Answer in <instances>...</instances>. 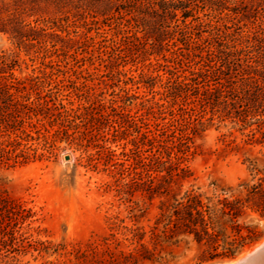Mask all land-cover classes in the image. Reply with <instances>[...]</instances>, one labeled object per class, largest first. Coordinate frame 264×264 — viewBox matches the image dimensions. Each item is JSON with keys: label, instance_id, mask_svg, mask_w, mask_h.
Instances as JSON below:
<instances>
[{"label": "trees", "instance_id": "16d2710c", "mask_svg": "<svg viewBox=\"0 0 264 264\" xmlns=\"http://www.w3.org/2000/svg\"><path fill=\"white\" fill-rule=\"evenodd\" d=\"M256 7L254 0H119L110 17L92 16V29L99 37L108 35L111 45L100 46L89 29L82 36L112 82L99 84L119 88L110 99L86 83L89 73L82 83L70 76L44 82L33 75L17 78L13 66L0 67V167L36 157V149L27 144L31 132L45 143L50 138L53 150L60 143L72 147L84 141L113 153L106 146L109 135L120 142L125 157L122 170L110 158L104 164L114 182L119 176L125 182L115 188V196L127 212L109 217L110 234L104 238L124 245L115 255L126 264H169L183 245L195 247L196 264L234 258L264 235V51L258 49L264 41V15L255 27L244 23L258 12ZM204 11L211 16L206 21L199 15ZM241 22L247 29L242 34L235 31ZM204 27L206 36L201 35ZM124 58L131 59L134 70L141 63L138 79L120 69ZM129 83L152 96L131 93ZM71 95L77 98L75 106L67 99ZM20 108L42 118L15 120L12 115ZM86 119L89 133L77 130L76 122ZM226 121L238 126L246 145L260 148L258 156L245 159L247 178L236 186L209 182L205 188L183 182L191 175L186 162L195 154L196 137L213 122ZM44 124L56 129L49 134ZM134 191L140 200L132 199ZM150 206L155 213L144 224ZM117 229L120 239L113 232Z\"/></svg>", "mask_w": 264, "mask_h": 264}, {"label": "rangeland", "instance_id": "374dc122", "mask_svg": "<svg viewBox=\"0 0 264 264\" xmlns=\"http://www.w3.org/2000/svg\"><path fill=\"white\" fill-rule=\"evenodd\" d=\"M118 3L119 0H0V58L3 57L0 67L7 70V66H13L11 72L17 78L33 75L44 82H48L50 76L52 79L70 76L82 83V76L86 79L89 73L91 75L87 79L90 81L86 83L95 84L98 95L112 98L111 92L118 93L119 88L99 84L104 81L111 85L112 82L105 68L99 65L98 53L92 49L89 41H84L82 35L89 29L88 35L94 37V41H100V46L111 45L108 35L106 38L99 37V33L92 29L95 26L91 20L92 16L98 20L110 17ZM254 4L258 12H252L254 16L249 21L244 20L248 28L259 24V16L264 15V0H254ZM199 15L204 21L211 18L207 11ZM240 24L243 23H239L235 31H242V34L247 29ZM202 31L201 35L206 36L208 27L202 28ZM258 49L264 51V41ZM90 52L93 56L88 59ZM149 58L154 62L153 57ZM121 65L123 67L120 69L127 72V77L138 79L141 63L134 70L131 59L124 58ZM163 72L160 71V74ZM158 84L155 83L154 91L159 89ZM126 87L139 97L144 94L147 98L152 96L142 86L137 89L129 83ZM50 88L55 90L53 83ZM71 96L67 99L70 98L74 106L77 105V98ZM159 98L156 94L154 100L158 101ZM34 99L35 95L32 96ZM63 103L67 101L63 100ZM136 107L140 109L139 105ZM18 110L12 115L15 120L32 118L35 121L36 118H42L26 109ZM135 110L132 107V112ZM1 111H4L3 104H0V118ZM76 124L77 130L87 133L91 130L87 119ZM45 127L50 131L49 134L56 129L55 126ZM41 131L44 132L43 129ZM31 135L32 140L27 144L36 149V157H30L22 164L0 167V264H126L115 255L119 250H125L124 245L116 246L112 240L104 241L110 234L109 217L116 213L124 217L127 212L125 204L115 196V188L125 182L121 176L116 177L119 180L114 182L109 173L104 171V164L109 158L112 164H116L114 167L117 170H122L119 163L125 157L121 154L120 142L116 139L114 142L113 137L106 135L110 140L106 146L113 153L96 149L84 141L82 146L72 147L60 143L59 149L53 150L50 138L45 143L41 136L34 132ZM245 140L238 126L229 121L221 125L213 122L196 137L195 154L186 162L191 175L183 182H193L203 188L209 182L236 186L248 176L245 159L258 156L260 150L258 146L246 145ZM65 155L69 156L68 161L64 160ZM130 170L133 172V168ZM132 194L133 200L141 199L139 192L134 191ZM8 210L17 216L9 214ZM154 213L155 207L150 206L142 223L152 219ZM126 223L129 224V221L126 220ZM261 227L264 231V221ZM113 232L118 239L121 238L120 230ZM263 239L264 235L234 258L204 264L232 261ZM195 254L194 246L185 249L182 245L174 250L175 259L169 264H196Z\"/></svg>", "mask_w": 264, "mask_h": 264}, {"label": "water", "instance_id": "95a60500", "mask_svg": "<svg viewBox=\"0 0 264 264\" xmlns=\"http://www.w3.org/2000/svg\"><path fill=\"white\" fill-rule=\"evenodd\" d=\"M63 158L65 161L69 160L68 155ZM239 257L224 264H264V239L243 257Z\"/></svg>", "mask_w": 264, "mask_h": 264}, {"label": "bare ground", "instance_id": "6f19581e", "mask_svg": "<svg viewBox=\"0 0 264 264\" xmlns=\"http://www.w3.org/2000/svg\"><path fill=\"white\" fill-rule=\"evenodd\" d=\"M257 245H258V244H257ZM249 251H251V249H250ZM249 251H247V252H249ZM247 252L243 253L240 257H243ZM240 257H239V258H240Z\"/></svg>", "mask_w": 264, "mask_h": 264}]
</instances>
